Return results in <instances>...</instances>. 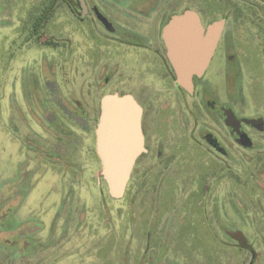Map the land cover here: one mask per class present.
Returning <instances> with one entry per match:
<instances>
[{
    "label": "rangeland",
    "instance_id": "374dc122",
    "mask_svg": "<svg viewBox=\"0 0 264 264\" xmlns=\"http://www.w3.org/2000/svg\"><path fill=\"white\" fill-rule=\"evenodd\" d=\"M44 1L0 0V215L17 208L23 198L15 220L27 221L17 227L38 220L42 228L32 234L28 254H20L6 244L16 226L1 218L0 264H156L161 256V264H248L252 255L255 264H264V133L251 131L256 146L241 147L225 126L212 127L203 108L204 115L190 122L195 140L181 137L187 147L172 151L161 169L134 174L122 199L109 194L91 133L60 111L74 132L57 133L60 141L48 138V162L41 163V148L34 154L28 140L18 136L15 125L27 112L18 111L12 101L13 84L17 80L23 102L20 80L31 70L41 75L59 53L44 39L59 32L58 21L37 36L27 35L31 13ZM65 34L73 38L72 28ZM251 62L252 78L249 73L241 79L215 78L216 91L207 93L224 102L230 100L229 92L235 93L240 113L264 116V106L255 105L264 102V77L258 59ZM66 67L58 79L72 85V67ZM29 88L25 85V96H30ZM33 118L41 123L45 118L36 106ZM97 120L98 114L92 116L93 126ZM32 125L46 134L37 122ZM207 126L222 135L230 157L201 147L198 130ZM68 140L71 147L63 143ZM70 162L77 165L69 167ZM21 167L33 168L27 181L19 182Z\"/></svg>",
    "mask_w": 264,
    "mask_h": 264
},
{
    "label": "flooded vegetation",
    "instance_id": "af4514ba",
    "mask_svg": "<svg viewBox=\"0 0 264 264\" xmlns=\"http://www.w3.org/2000/svg\"><path fill=\"white\" fill-rule=\"evenodd\" d=\"M43 3L31 13L30 22L25 26L27 35L37 36L58 21L59 32L52 31L51 38H44L58 48V56L41 75L31 70L30 76L20 80L23 102L18 97L17 80L11 92L17 110L27 112L26 117L18 119V126L14 124L18 136L28 140L34 154H38V148L42 149L45 159L42 158L41 163L50 157V148L45 144L49 143V137L60 141L57 133L74 132L57 111L81 131L91 133L93 152L99 158L97 125L101 102L105 95L114 93L133 95L143 109L146 151L137 158L129 185L134 174L144 175L154 168L161 169L163 160L170 159L172 151L187 147L181 137L194 138L195 131L190 128V122L204 115L203 108L212 119L213 128L220 130L225 126L234 143L241 147L256 146L251 131L264 133V116L240 113L233 103L235 93L229 92L230 100L224 102L209 97L207 92L216 91L215 78L241 79L247 73L252 78L255 71L251 70L250 64L256 58L264 77V0H45ZM183 17L186 20L196 18L205 44L215 46L206 70L192 76V91L177 82L178 72L171 57L170 46L177 44L173 37L188 36V33L184 31L186 27L172 30L168 26L174 19ZM67 28H72L73 38H67ZM67 63L69 69L72 67L68 70V73L72 72V85L70 82L65 85L58 79L60 71L65 75ZM24 84L30 87V96H25ZM2 89L0 86V92ZM199 94H202L201 101H195L194 97ZM255 105L264 106V102ZM35 106L45 117L42 123L33 118ZM66 108L81 116V122L68 115ZM96 114L98 120L93 126L91 120ZM230 115L262 119L259 125L241 121L240 131L252 139L253 146L245 147L238 141L229 125ZM33 122L44 128L46 134L35 130ZM179 127L182 132L178 134ZM198 136L200 141L196 140L204 150L230 157L222 135L216 134L209 126L199 129ZM63 143L72 146L70 140ZM156 164L158 166H154ZM75 165L77 162L69 163V167ZM32 169L21 167L19 182L27 181ZM22 171H25L26 178L21 177ZM22 200L18 206L22 205ZM18 206L1 213L0 220L9 219L16 226L6 244L14 246L20 254H28L33 243L32 234L42 230L41 222L30 220L31 224L18 228V224L27 221L15 220L20 210ZM161 259L162 256L156 264H161Z\"/></svg>",
    "mask_w": 264,
    "mask_h": 264
},
{
    "label": "water",
    "instance_id": "95a60500",
    "mask_svg": "<svg viewBox=\"0 0 264 264\" xmlns=\"http://www.w3.org/2000/svg\"><path fill=\"white\" fill-rule=\"evenodd\" d=\"M169 29L186 27L188 36L173 37L177 44L171 45L172 62L175 65L177 82L189 91L193 90L192 76L202 74L210 63L214 45L205 44L200 24L193 20L176 18ZM184 42L179 44L180 42ZM66 113L76 121L82 117L74 115L68 108ZM143 109L131 94H107L102 98L101 115L97 125V153L102 163V175L114 199L124 198L137 158L146 151L142 129ZM259 125L262 119L238 118L230 115L229 125L245 147L253 146V141L240 130L241 121ZM255 255L249 264H254Z\"/></svg>",
    "mask_w": 264,
    "mask_h": 264
}]
</instances>
